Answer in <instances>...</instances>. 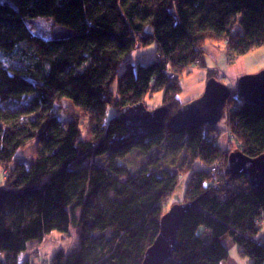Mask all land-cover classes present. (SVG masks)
Masks as SVG:
<instances>
[{"label": "trees", "instance_id": "obj_1", "mask_svg": "<svg viewBox=\"0 0 264 264\" xmlns=\"http://www.w3.org/2000/svg\"><path fill=\"white\" fill-rule=\"evenodd\" d=\"M38 19L71 36L34 35L28 23ZM152 43L154 63H128L137 46ZM209 44H224L232 58L263 47L264 0L0 2V168L7 173L0 187L10 192L0 206V264H19L29 243L73 225L78 248L58 251L50 264H142L186 176L180 204L191 208L166 264H223L227 239L252 264H264V185L227 172L232 153L264 155V106L241 101L236 87L220 121L225 130L169 125L184 105L179 76L205 67ZM124 66L116 97L112 87ZM157 91L168 112L162 130L133 136L122 113ZM65 99L90 117L89 141L79 118L64 125L54 113ZM110 107L117 115L109 120ZM35 141L27 168L17 155ZM104 156L107 166H84Z\"/></svg>", "mask_w": 264, "mask_h": 264}, {"label": "rangeland", "instance_id": "obj_2", "mask_svg": "<svg viewBox=\"0 0 264 264\" xmlns=\"http://www.w3.org/2000/svg\"><path fill=\"white\" fill-rule=\"evenodd\" d=\"M4 1L6 0H0V2ZM28 26L34 35L45 40L53 39V30L56 26L52 20H33L28 23ZM212 46H214V48L210 50L208 62L214 65L213 69L196 67L191 73L186 72L179 76L182 91L178 95V99L184 105L196 100L203 94L206 83L209 80L208 76L210 71H215V73L217 72V80L229 88H232V85L237 83L242 77L257 75L264 72V46L253 49L248 53L235 58L227 55L224 44H213ZM156 60L157 45L152 43L147 47L137 46L130 54L128 63L134 65L135 67L139 64L147 66L154 63ZM208 65L209 64L207 63V66ZM126 68L127 67L124 66L120 70L119 77L113 84L112 89L116 97L119 95L120 77L124 75ZM172 74L176 75L175 73ZM233 74L235 75L231 76ZM236 87L237 86H235V88ZM163 100L164 91H157L153 94H149L145 98L144 103L146 104L148 110L153 111L163 106ZM1 108L8 109L9 106L5 105L1 106ZM54 113L64 125L71 122L76 117L79 118L83 124L84 139L87 141L91 139L92 127L94 125H92L90 117L78 110L70 100L65 99L62 102L57 103ZM116 115L117 113L113 107H110L108 111V119L110 120ZM226 124L227 122L224 120L218 124L221 131L226 129ZM36 150V141L28 144L24 149L19 151L17 155L19 162L23 163L27 168L30 167L36 159ZM92 161L100 166H107L109 163L108 156H104L94 160H87L85 161L84 166L86 167L91 165ZM200 167L201 164L197 163L196 168ZM6 176L7 173L0 168V185L3 184ZM188 182V176L181 179L180 184L167 200L169 206L172 207L173 204L177 205L184 201ZM76 214L77 217H79L80 211ZM262 234H264V231ZM97 235H101V233H98ZM104 235L110 236V232H106ZM225 244L229 250V258L223 264H252V261L248 257L242 255L239 252L238 247L235 246L230 239H227ZM78 246V228L73 225L71 226L69 233L53 232L42 241H33L29 243L27 251L19 257V264H25L26 262H29L30 264H50L58 251L63 250L69 253L72 250L77 249Z\"/></svg>", "mask_w": 264, "mask_h": 264}, {"label": "water", "instance_id": "obj_3", "mask_svg": "<svg viewBox=\"0 0 264 264\" xmlns=\"http://www.w3.org/2000/svg\"><path fill=\"white\" fill-rule=\"evenodd\" d=\"M71 36L67 28L56 26L54 40H65ZM237 95L250 106H264V72L242 77L237 84ZM235 89L229 88L216 79H209L199 98L183 105L170 118L172 129L188 130L195 126L216 128L222 120L223 110L234 96ZM168 112L166 108L148 110L144 103L128 107L121 115V120L133 136H147L162 130ZM227 172L232 176L246 177L249 183L260 188L264 185V155L255 159L241 152L232 153L228 158ZM10 195L6 187H0V206ZM190 204H177L163 216L160 232L152 246L146 251L142 264H166L177 248V237Z\"/></svg>", "mask_w": 264, "mask_h": 264}, {"label": "crops", "instance_id": "obj_4", "mask_svg": "<svg viewBox=\"0 0 264 264\" xmlns=\"http://www.w3.org/2000/svg\"><path fill=\"white\" fill-rule=\"evenodd\" d=\"M214 48V46H212V44H209L208 45V47H207V51H208V56H207V58H206V64H205V67H203V68H210V69H213L214 68V65L213 64H210V62H208V57H209V53H210V50H212ZM214 51V50H213ZM207 63L209 64L208 66H207ZM236 69V68H235ZM211 72V71H210ZM231 74V73H230ZM235 74H233V75H231V76H234ZM209 77V76H208ZM239 82V81H238ZM238 82L237 83H234L233 85H232V88H235V86H237V84H238ZM206 87V86H205ZM205 90V89H204ZM202 96V95H201ZM199 98V97H198ZM264 231V230H263ZM263 233V232H262ZM264 234H262V236H263Z\"/></svg>", "mask_w": 264, "mask_h": 264}, {"label": "built area", "instance_id": "obj_5", "mask_svg": "<svg viewBox=\"0 0 264 264\" xmlns=\"http://www.w3.org/2000/svg\"><path fill=\"white\" fill-rule=\"evenodd\" d=\"M169 78L173 80V79L176 78V75L171 74V75H169ZM213 170H215V168H213ZM0 255H1V254H0Z\"/></svg>", "mask_w": 264, "mask_h": 264}]
</instances>
